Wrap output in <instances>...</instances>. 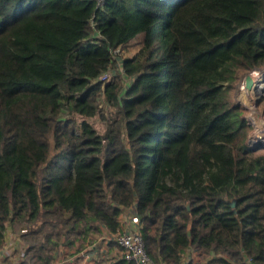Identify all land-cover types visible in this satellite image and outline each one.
Instances as JSON below:
<instances>
[{
  "label": "trees",
  "instance_id": "1",
  "mask_svg": "<svg viewBox=\"0 0 264 264\" xmlns=\"http://www.w3.org/2000/svg\"><path fill=\"white\" fill-rule=\"evenodd\" d=\"M256 68L264 0H0V248L51 264L134 206L157 264H264V150L229 100Z\"/></svg>",
  "mask_w": 264,
  "mask_h": 264
},
{
  "label": "built area",
  "instance_id": "2",
  "mask_svg": "<svg viewBox=\"0 0 264 264\" xmlns=\"http://www.w3.org/2000/svg\"><path fill=\"white\" fill-rule=\"evenodd\" d=\"M99 4L103 2V0H96ZM119 49H115L114 52H118ZM257 73H261L262 76H259L255 81L253 89H258L261 85L264 84V68H256L252 69ZM109 73L104 72L100 79L106 80ZM258 142L264 145V137L258 138ZM121 225L116 232H109L107 236V242L113 241L119 247L120 251V259H124L128 262H133L135 264H157L152 258L147 254L144 242L141 236V232L139 229V218L136 213L135 207L130 206L122 212L120 216ZM19 234L18 232H12L10 229L5 232V244L2 248H0V257L11 254L14 250L18 249L19 246ZM86 248L83 250L82 254L88 256L86 254L90 251L89 248H93L92 245L85 246Z\"/></svg>",
  "mask_w": 264,
  "mask_h": 264
},
{
  "label": "rangeland",
  "instance_id": "3",
  "mask_svg": "<svg viewBox=\"0 0 264 264\" xmlns=\"http://www.w3.org/2000/svg\"><path fill=\"white\" fill-rule=\"evenodd\" d=\"M142 36L143 34L140 33L136 38L131 40L129 44L124 47L123 53L132 54L137 49L139 44L138 40L141 39ZM259 76H262L261 73H257L253 70L242 74V76L236 82L233 83L232 89L229 92V100L235 101L245 108L244 114L247 119L248 125L251 128L249 136L247 138L248 147L254 148V150L256 151H263L264 148L262 146L264 145L258 142V138L264 137V101H262L261 99L263 95V91L261 92V89L264 88V84L261 85V87H259L258 89H253V86L256 85L255 81L257 79H261L258 78ZM78 119L80 120V118ZM89 120L97 128L98 131H103L104 124L101 122L99 115L91 117L89 118ZM102 236L103 233L100 232L98 237L100 238ZM109 242L114 243L113 241ZM195 251L196 253H199L198 250ZM195 251L194 254L195 256H197ZM19 254V252H16L13 255L14 257H17ZM207 256L208 255L205 254H199L197 257L201 258L200 261L205 262V258H207ZM64 263L65 261L62 264ZM206 264H208V262Z\"/></svg>",
  "mask_w": 264,
  "mask_h": 264
},
{
  "label": "crops",
  "instance_id": "4",
  "mask_svg": "<svg viewBox=\"0 0 264 264\" xmlns=\"http://www.w3.org/2000/svg\"><path fill=\"white\" fill-rule=\"evenodd\" d=\"M101 232L103 233V236L100 238L98 236H89L82 249L77 250L75 247L63 245L59 252L54 253V258L51 264H62L64 261V264H120L119 247L115 242H107L109 232L103 227L101 228ZM89 244H91L93 248H89L90 251L86 253L88 256H85V254H82V250H84L86 248L85 246H88ZM194 251L195 249L193 248L186 249L185 253L182 255L180 264H205L209 257L207 256L205 262H202L200 261L201 258L197 257L199 253H196L195 251L197 254V256H195ZM16 252H18L17 249L9 255L0 257V264H20L21 255L19 254L17 257H14L13 254Z\"/></svg>",
  "mask_w": 264,
  "mask_h": 264
},
{
  "label": "water",
  "instance_id": "5",
  "mask_svg": "<svg viewBox=\"0 0 264 264\" xmlns=\"http://www.w3.org/2000/svg\"><path fill=\"white\" fill-rule=\"evenodd\" d=\"M264 89V88H263ZM263 89H261V92L263 91ZM262 146V145H261ZM263 148H264V146H262ZM248 148H250V147H248ZM250 149H252V150H254V148H250ZM234 204V202H232V205ZM187 232H188V234L190 233V226H188V229H187Z\"/></svg>",
  "mask_w": 264,
  "mask_h": 264
}]
</instances>
